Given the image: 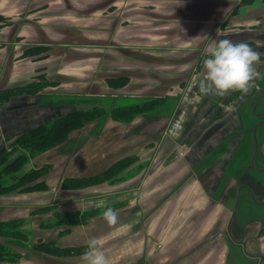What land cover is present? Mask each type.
<instances>
[{
  "label": "crops",
  "instance_id": "1",
  "mask_svg": "<svg viewBox=\"0 0 264 264\" xmlns=\"http://www.w3.org/2000/svg\"><path fill=\"white\" fill-rule=\"evenodd\" d=\"M140 1V3H135V0H0V17L11 20L10 23L0 26V82L11 86L20 81L25 83L32 81L37 73L35 64L31 59L17 57L21 54L23 45H49L54 47L47 69L49 79L56 81L61 87V91L58 92L76 97L72 101H58L59 93L47 90L37 94H17L6 103L0 104V156L5 150L13 151V148L20 146L12 142L19 135L40 125H52L57 118L78 108L83 102L101 103L104 99H109L113 105H116L133 103L137 100L143 101L149 97L165 96L171 84L168 85L169 89L166 91L152 93H148L150 88L143 91L135 89L124 93L112 92L109 95L101 93V90H93L94 93L89 88L81 90V84L86 86L90 82V80L86 81L88 76L94 78V83L103 82L102 69L106 61H109L107 66L112 69L108 70L105 77L120 69L127 72L121 75L129 76L132 69H129L128 57L134 59L136 56H144V53L143 55L134 53V51L144 52L136 50L138 47L135 46L139 42L151 46L155 57H164L161 49L171 50L167 51L169 54L174 53L173 51L187 52V54L198 51L202 56L207 47V41L221 27L230 31L239 29L242 25L252 26L264 18V4L246 5L248 8H243L242 5L240 11L235 13L242 0ZM139 4L142 5L139 11L140 18L137 15L138 12H135ZM135 15L138 19H135ZM144 15L147 18L146 21ZM183 33L186 35L184 42L181 39ZM83 46L92 49L93 56H87L85 51L81 50ZM149 55L150 53L145 56ZM177 56L179 57L180 54ZM81 57L84 58L81 59ZM195 58L198 59V57ZM89 60L96 61L92 68L81 67V61L84 63ZM191 61L193 59L189 58L185 63ZM195 81L193 79L192 83L197 89ZM81 94L84 100H81V97L77 98ZM224 97H219L221 98L220 107L217 108L213 103L216 98L209 96L204 99L199 94L192 99L190 96L189 116L195 119V123H189V132L181 133L179 137L178 134L175 135L173 141L197 142L201 140L208 143V141L223 137L222 130L215 131L217 132L215 135L214 132L213 134L208 133V129L210 130L215 122L220 121L219 114L223 115V120L231 113H227L225 105L223 106ZM249 98L243 99L235 106L240 113L237 124L239 121L245 131L242 134V144L245 145L250 142V138L253 139L250 128L256 125L249 120L244 121L241 115L250 104L248 103ZM253 104L256 108L257 104ZM177 110L175 108L172 119L176 125L175 120L179 116L178 124L181 128L182 112L178 115ZM160 121L162 118L159 117L158 112L152 115L139 114L130 121H115L107 116L95 124L96 128H102L101 131L107 133L106 135L90 136L81 145V132H75L66 142L45 152L35 153L29 158L32 167L45 162L54 165L51 175L49 174V189L15 191L0 195V220L11 221L12 218H23L22 216L27 214L31 216L33 207L35 211L38 208L37 205H53L57 201L70 204L68 201L71 199L70 195L63 192L53 194L64 176L101 172L120 159L134 158V162L127 167L126 174L138 177L136 180L140 182V185L130 189H142V200L146 196L153 198L154 193L158 198L161 197V192L168 189L165 184L172 180L176 181L175 175L180 178L181 174L189 173L193 168H197V178H193L190 185L180 189L177 194L173 193L172 197L169 194L170 200L163 208L166 213L158 212L150 217L149 221H152V224L149 233L157 227L159 236H155L162 241L161 247L164 242L166 243L167 250L174 242L176 244L181 240L179 236L182 228L179 230L178 227L186 225V222L190 229L199 226L203 235H197L199 232L196 228L195 236L187 239L191 247L196 240V245L201 248L202 257H199L198 262L215 264L216 262H212L214 256L217 264H228L227 255L230 250L221 231L225 229L231 218L232 208L235 204L237 205L236 195L235 197L231 195V191L238 187L242 167L235 170L230 165L231 144L228 146L233 138L235 140V136L228 138L227 145L222 150L214 152L213 156L208 155V158H211L205 165H202L200 162L206 156L207 149L189 150L182 156H180L181 150H178L179 154L174 151L173 155L163 156L157 148L147 146L145 142L151 140L146 137L147 135H156V133L165 135V131L160 132L162 128L160 124L163 123ZM232 122L233 120L229 119L225 124L236 126V123ZM258 136L264 138V125L260 128ZM244 150L243 153L234 150L232 154L235 152L240 154V157L243 155V158L249 156V149L244 148ZM157 155L160 161L155 164L154 159ZM235 158L231 156V159ZM219 159L221 160L218 163ZM116 185L94 186L87 192L97 195L116 193L120 190L114 187ZM187 198L190 203L184 205ZM80 203L81 200L77 204ZM245 203L248 206H257L247 198ZM239 213L242 215L240 207ZM34 214L38 213L34 212ZM254 215L257 214L250 213V216ZM244 216L247 218L246 215ZM257 218L261 221L252 222L248 232L245 233L246 239L249 240L247 251L253 254H263L264 233L261 231H264L262 228L264 219L259 215ZM161 223H164L162 224L163 230ZM236 248L233 252L234 261L244 264L240 260L243 257L241 254L244 255V250L240 246ZM148 251L146 249L144 252ZM179 263L175 262V264ZM132 264L135 262L132 261Z\"/></svg>",
  "mask_w": 264,
  "mask_h": 264
},
{
  "label": "rangeland",
  "instance_id": "2",
  "mask_svg": "<svg viewBox=\"0 0 264 264\" xmlns=\"http://www.w3.org/2000/svg\"><path fill=\"white\" fill-rule=\"evenodd\" d=\"M140 2H141L140 0H135V3H140ZM257 3L263 5L264 0H258ZM241 4L242 1L240 5ZM246 5L243 8H245ZM141 6L142 5L139 4L135 10V12L136 11L138 12L137 15L139 16V18L141 16V14H139L140 13L139 11H141L142 9ZM107 17H109V15ZM144 17H145L144 20L146 21L147 18L145 15ZM0 18H1L0 26L4 24H8L11 21L4 17H0ZM135 19H138L136 18V15H135ZM259 23L260 22H256L252 26H255L256 24ZM252 26L242 25L240 26L239 29H234L230 31L229 30L226 31L224 27H221V29H219L214 34V36L207 41L208 43L206 46L208 47L209 45H212L220 40L225 39L226 33H233V34L237 33L238 35V33L243 31L241 29L250 28ZM136 29L137 28H135V30ZM245 33H247L248 37L255 39V44L250 43L249 46L255 49L256 51L260 52V62L256 68V77L253 81V87L248 94L245 95L239 91H236L224 97L222 101L223 106L225 105L224 108L226 109L227 113L230 112L231 113L226 115L223 120H222L223 115L219 114L220 121L218 120L213 124L214 126L213 125L211 126L210 130L208 129V133L213 134L214 132L215 135L217 134V132L215 131L222 130L224 136L221 137L220 139L208 141V143L201 140L197 142L196 141L190 142L189 140L186 142H177L175 140L173 141L175 135L178 134L177 136L179 137L181 133L189 132V123H195V119L193 120V118L189 116L190 112H189L188 104L190 101V96H192V99L199 94L201 95L202 98L204 97L208 98L209 96H211V98H216L214 99V102L212 101L215 104L214 107L217 108L220 107L219 103L221 101V98L219 97L222 96L216 95L214 92H210L208 90V86H207L208 82L204 76L203 61L204 59L208 58L205 55V50L201 56V53L198 51H194V53L192 54H187V52L185 53L181 51H177V52L173 51L174 53L169 54L167 51H171V50L161 49L163 51L162 55L164 57H155L154 50L150 48L151 46H146L142 44V42H139L135 47H138V49L136 50H140L144 52L134 51V53L135 55H143L144 53V56L143 57L136 56L134 57V59L128 57V60L130 62L128 63V66H130L129 69H132V71H130V74L128 73L129 76L121 75L124 73L126 74L127 72L125 70L120 69L117 71H113L111 74L105 77V75H107L108 70L112 69L107 66V64H109V61L108 62L106 61L102 69L103 70L102 76H104L103 82L94 83L93 82L94 78L88 76L86 78V81L90 80V82L86 86L84 84H81V90L88 88L91 91L101 90V93L109 95L112 92L124 93V92H131V90H135V89H140L141 91H143L150 88L148 93H152L157 91H166L167 89H169L168 85L171 84L170 89L167 91L165 97L162 96L149 97V99L163 98L161 100L163 101L161 105L152 111L150 110L144 113H136L135 115H133L131 118L128 119L115 120L112 118V116H110V113L113 109H115L118 106L134 104L142 101L137 100L133 103H128V104L122 103L116 105H113L112 101H110L109 99H104L101 103L97 101L83 102L78 108L70 110V112L65 113L59 118L69 113L80 111L82 109H92L94 107L101 108L99 110H102L104 112L101 116L95 118L92 117L93 119L86 122L82 127H78L72 130L69 133L68 138L71 137V135L74 134L75 132H81V145H83L90 136L93 137V135H97L98 137L100 135L107 134L101 131L102 128L100 127L96 128L95 126L96 123L98 124L100 120L107 118V116L115 121H130L132 118H134L136 115L139 114L152 115L158 112L159 117L162 118V121H160V123L163 122L160 124L162 127L160 128L161 129L160 132L164 133L165 131L166 133L164 136H162L163 134L157 135V133L156 135L149 134L146 137L151 140L145 143H147V146L150 145L151 147L157 148V151H160L163 156H165L166 154L173 155L174 151L178 152V150H181L180 156H182L185 155V153H187L189 150L207 149L208 152L206 156L200 162L202 165H205L211 158V157L208 158V155L212 154L213 156L214 152H218L222 150L224 146L227 145L228 142L227 140L231 136H236V138L235 140H233L229 149L230 150L229 153H231L230 158L234 150L243 153V151H245L244 148L245 149L248 148L250 151L249 153H251L253 149V142L251 138L248 144L246 145L242 144V139H243L242 134L245 131H243L244 130L243 126L239 121L237 124V119H239L240 113L238 112V110L235 109V106L243 99L250 97L248 100V103L250 104L248 105L247 110H245L243 114H241L242 118L244 119V121L249 120L251 123H255V124H257V122L260 119H264V47L261 46V44H264V28L257 31H250L248 29ZM181 39H183L182 40L183 42L186 39V35L184 33ZM38 45L46 46L49 48V51L47 52L48 54L47 57H39L40 54L44 53L42 50L37 51L39 54L35 56L26 54L27 49ZM53 48H54L53 46L42 45V44L23 45L22 52L17 58L31 59V61L35 64V69H36L35 71L37 73L32 79V81L27 83L20 81V82H16L11 86H7L2 84V82H0V104L6 103L11 97L17 94H23V93L37 94V93H43L47 90H53L59 93V96H57L59 99L58 101L61 100L72 101L73 98H76L74 95L71 96L69 94L58 92L61 91V87H59L56 81L49 79L47 75V69L49 67L50 58L53 53ZM81 50L85 51V54L87 56L89 55L93 56L94 54V51L92 49L87 48V46L81 47ZM148 53H150V55L145 56L148 55ZM179 54L180 56L178 57L177 55ZM195 57H198V59L196 60ZM82 58L84 57H81V59ZM189 58L193 59V61L185 63ZM95 62L89 60L82 63L81 61V67L92 68L93 65H95ZM181 62L185 64H180ZM86 73L88 72L86 71ZM191 75L193 76L190 78L189 76ZM110 78H114L117 80L114 83L117 88H113L111 86V82H109ZM193 79L196 80L195 84L197 89L193 87V83H192ZM182 82H185L184 86L180 85V83ZM95 91H93V93ZM82 96L83 94H81V96H78L77 98L81 97V100H84L85 98ZM253 103L257 104L256 108ZM175 108L178 109L176 111L178 115L180 112H182V116L180 115L182 118L181 128L180 125L178 124V122L180 121L179 116L176 117L175 120L176 125L174 124L172 119ZM229 119L230 121L232 119L233 120L232 123H236V126L231 124L226 125L225 122H227ZM43 126L47 127L48 125H43ZM175 128L177 129L176 131ZM250 129L252 130L251 133L254 135L255 133L254 127ZM246 132L250 133L249 131ZM256 133L258 135V131H256ZM68 138L64 142H66ZM152 139H156L157 141L154 140L152 141ZM12 142L14 143L15 141ZM13 149H14L13 151L5 150L6 155L3 156L4 159L2 158L0 160V168L2 169L3 167H5V169L7 170L8 168L7 165L11 161H13L16 157L22 156L24 158L23 159L24 164H22L20 167L16 166V168H23V169L21 172H18L17 169L14 170L13 172L9 171V173H7L4 182L6 183V180L8 182L16 181V177H19L17 176L18 174H22L26 171L28 172L33 168L39 169L43 167H49V173L35 181L37 182L44 180V182L47 183L49 189V177H50L49 174L51 175L53 171L51 167H54V165L52 163L45 162L43 164L33 165L35 167H32L30 164L31 160L29 159L35 153H42L49 149L35 153H32L31 149L26 147L25 145H20ZM236 159L237 157L235 159H232L230 165L235 170H239L244 165V163L249 160V157L246 156L240 159L239 162H237ZM121 160L122 159L118 161ZM220 160L221 159H219L217 162L219 163ZM118 161H116L115 163H117ZM154 161L155 164L158 161H160L158 155L156 159H154ZM109 168H107L106 170H108ZM126 169L127 167L126 168L124 167L123 171L118 175H116V180L114 181L97 182V183L95 182L89 184L88 186L80 187V188L74 187L69 189L65 187V185H63V182L68 178L96 177L101 173L105 172L106 170L95 173H86L80 176H64L60 182L59 187L53 191V194L57 192L60 193L63 192L65 194L70 195L71 199L68 200L70 204H65L62 201H57L53 205L52 204L37 205L38 208L35 211L33 210L35 209V207H33L32 209L33 214L31 216L27 214L26 216H22L23 218L20 217L12 218L13 219L12 221L25 220L24 225L19 228V231L22 230L27 235L26 239H22V241L16 239L17 237H21V236H16L18 234L16 232L15 235H10V237H7L6 240L3 238L1 240V243L7 246L6 244L11 242V240L16 241V243L20 246L18 247L20 249H19V256L16 257L17 260L15 262L20 264H81L83 263L82 256L87 251L88 244L92 239H98L101 242V249L105 253L106 257L110 260V264H132V261H134L135 264H145L146 262L149 264H164V263L175 264V262H180L179 264L182 263L200 264L198 260L202 257L201 248L199 247V245H196V240H194L192 247L190 242L187 243V239H189L191 236L192 237L195 236L194 231H196V228L198 229L199 232V234L197 235H203L201 234L202 230L199 228V226L195 228L192 227V229H190L189 227H187L188 224L186 222V225H181L180 227H178L179 230L182 228L181 229L182 231L180 232V236H179V240L180 239L181 240L180 242L178 241L176 244L174 242V244L170 245V249L167 250H166V243L164 242L163 246L161 247L162 241L155 236V235L159 236L158 234L159 231H157V227L155 230L149 233V229L152 224V221H149L150 217L158 212H161L160 214H165L166 212H164L163 208L167 203V201L170 200L168 198L169 194L172 197L173 193L177 194L180 191V189L182 188L184 189L186 185H190L191 183L190 181L193 178L194 179L197 178L198 169L193 168V170L189 171V173L181 174L180 178H178V175H175L176 181L172 180L169 181L168 184H165V186L168 189H166L165 192H161L160 195L161 197L158 198L157 194L154 193L152 195L153 198H148V196H146L143 200H142L143 197L142 189H137V188L135 190L130 189V188H135L140 183L139 181L136 180L138 179V177H136V175L126 174ZM11 173L14 174L17 173V175H14L15 177H12V175H10ZM35 182H32L29 185H33V183ZM67 183L70 186H77V184H73L71 182H67ZM111 184H117L118 186L116 185L114 187L120 188V190L116 193L101 194V195L91 194L87 192L90 188L91 189L94 188V186L103 185L104 187L105 185H111ZM77 198H81L80 204H77L80 201V200H75ZM240 204H241L240 209L243 215L250 216V213H252V214H257L261 216L262 219H264V207L248 206L245 203L244 198L241 199ZM42 207H48L50 209L48 211L50 212L44 213L41 212L40 210L37 211ZM107 208H112L117 213V223L114 225H109L108 222L103 217V212ZM34 212L38 214L36 215L34 214ZM68 213H69L68 216L69 219H66V217H61ZM162 224L164 223L160 224L163 230ZM13 225L14 224H12V226ZM13 228L15 229L16 227ZM23 232H21L22 236H23ZM172 242L173 240L171 241V243ZM55 243L60 247L62 252L57 251L55 252L56 254L50 252L51 247H53ZM10 245L15 246L14 244H10ZM35 245L37 246L41 245L42 247H46L47 245H51V246L49 247L48 252H45L44 249L39 250V248L37 246L35 247ZM146 249H148L149 251L144 252ZM7 250L8 248H5V250L2 251L7 252ZM29 252H31L30 255L32 256V259H26L25 257L28 256ZM4 258L7 259V261ZM4 258L3 257L0 258V264L14 263L12 262L13 257H11V255H5ZM213 258L214 259L212 262L213 263L216 262L215 264H217L216 258L214 256ZM234 264H238V263L234 261ZM245 264H249V263L246 262Z\"/></svg>",
  "mask_w": 264,
  "mask_h": 264
},
{
  "label": "trees",
  "instance_id": "3",
  "mask_svg": "<svg viewBox=\"0 0 264 264\" xmlns=\"http://www.w3.org/2000/svg\"><path fill=\"white\" fill-rule=\"evenodd\" d=\"M258 0H242V4L238 6L236 9V13L239 12L240 7L243 5H252L257 3ZM264 28V18L261 20L259 24H256L255 26H252L250 28L241 29L242 32L233 34V33H226V38L234 43L239 42H247L248 44L252 43L255 44V39H252L248 37L247 33H245L248 29L250 31H257ZM246 35V36H245ZM237 37V39H236ZM42 50L44 53L40 54L39 57H47V52L49 51V48L46 46H33L29 49H27L26 54H29L31 56L38 55L39 53L37 51ZM117 80L114 78H110L109 82H111V86L113 88H117L115 86V82ZM181 86L185 85V82L180 83ZM165 97V96H162ZM163 98L158 99H146L142 102H137L134 104L129 105H123L118 106L115 109H113L110 113V116H112L115 120H121V119H128L131 118L136 113H144L148 111H152L158 106L161 105L163 101H161ZM101 108L94 107L92 109H82L80 111H76L73 113H69L59 119H57L52 125L44 127L43 125L37 126L21 135H19L14 143H17L19 145H25L26 147L30 148L32 153L35 152H41L45 151L53 146L59 145L62 142H64L68 136L69 133L74 130L75 128L82 127L86 122L93 119L92 117H98L103 114L104 111L99 110ZM103 109V108H102ZM6 155V151L3 152L0 156V160ZM24 158L22 156L16 157L13 161H11L7 165V170L5 167L2 169L0 168V195L6 194L8 192L12 191H32V190H45L48 188L47 183L44 182V180L37 181L39 178H42L44 175H47L49 173V167H43V168H37V169H31L28 172H24L22 174H18V172H21L23 168H16V166L20 167L22 164H24ZM134 162V158H124L121 161H118L113 166H111L108 170L101 173L100 175L96 177H90V178H68L63 182V185L67 188H80L88 186L91 183H97V182H107V181H114L116 180V175L121 173L123 171V168L129 167ZM52 168V167H51ZM50 168V169H51ZM18 170L17 173H11L12 177H15L14 175H17L19 177H16V181L8 182L6 180V183L4 182L7 173L13 172L14 170ZM32 182L33 185H29ZM67 182H71L73 184H77V186H70ZM62 185V186H63ZM41 211L44 213L50 212L48 207H42L38 209L37 211ZM40 214V213H39ZM69 213L66 215H63L61 217H66V219H69ZM25 220H19V221H1L0 220V258L5 257V255H11L13 257V261L15 262L17 259L16 257L19 256V249L20 247L16 241L11 240L7 246L1 243V240L4 238L6 240L7 237H10V235H15L16 232L18 233L16 236L19 241H22V239H26V234L21 230L19 231V228L24 225ZM58 223V222H57ZM12 224H14L12 226ZM16 225V226H15ZM13 227H16L15 229ZM23 232V236L21 234ZM10 244H14L15 246H11ZM38 245V244H37ZM35 245V247L37 246ZM51 245H47L46 247H42L41 245L37 246L39 250H43L45 252H48V249ZM5 248H8L7 252H3L2 250H5ZM62 252L60 247L55 243L53 247H51L50 252L56 254L55 252ZM42 252V251H41ZM5 254V255H4ZM5 259V258H4ZM7 261V259H5Z\"/></svg>",
  "mask_w": 264,
  "mask_h": 264
},
{
  "label": "clouds",
  "instance_id": "4",
  "mask_svg": "<svg viewBox=\"0 0 264 264\" xmlns=\"http://www.w3.org/2000/svg\"><path fill=\"white\" fill-rule=\"evenodd\" d=\"M261 46L264 47V44ZM205 55L208 58L203 61L204 76L210 92L228 96L236 91L245 95L251 91L260 62V52L250 47L247 42L234 43L223 39L209 45L205 49ZM103 217L109 225L117 223V213L112 208H107ZM82 261L83 264H110L98 239L89 242Z\"/></svg>",
  "mask_w": 264,
  "mask_h": 264
},
{
  "label": "flooded vegetation",
  "instance_id": "5",
  "mask_svg": "<svg viewBox=\"0 0 264 264\" xmlns=\"http://www.w3.org/2000/svg\"><path fill=\"white\" fill-rule=\"evenodd\" d=\"M264 125V119L254 126L255 133L253 135V149L249 153V160L244 163L239 174L238 187L231 191V195L235 197L234 208L231 210V218L225 226V229L221 231V234L225 238V243L229 247V253L227 255L228 264H234V255L233 252L236 251V246L242 247L244 250L241 254L243 257L240 260L245 264H264V253L262 254H253L247 251L249 240L246 239L245 233L248 232L250 224L254 221H261L257 218V215L247 216V218L239 213V207L241 206V199H250V201L257 206H264V138H259L256 131L259 132L260 128ZM236 138V136H235ZM234 138L230 141L229 145L232 144ZM232 157H237V162L243 158V155L240 158V154L235 152L231 155ZM232 159L230 158L229 161ZM251 183V184H250ZM254 184V185H252ZM262 223V222H261ZM264 228V225L262 226ZM264 231H261V233ZM259 233V232H258ZM36 252V251H35ZM29 252L28 256H25L26 259H32V256ZM241 262V263H242ZM13 264H20L14 262ZM149 264V263H145Z\"/></svg>",
  "mask_w": 264,
  "mask_h": 264
},
{
  "label": "bare ground",
  "instance_id": "6",
  "mask_svg": "<svg viewBox=\"0 0 264 264\" xmlns=\"http://www.w3.org/2000/svg\"><path fill=\"white\" fill-rule=\"evenodd\" d=\"M190 203V200H189V198H187L186 200H185V202H184V205H187V204H189Z\"/></svg>",
  "mask_w": 264,
  "mask_h": 264
}]
</instances>
